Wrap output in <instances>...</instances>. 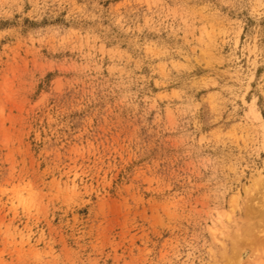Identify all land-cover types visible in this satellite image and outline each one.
<instances>
[{"label":"rangeland","instance_id":"374dc122","mask_svg":"<svg viewBox=\"0 0 264 264\" xmlns=\"http://www.w3.org/2000/svg\"><path fill=\"white\" fill-rule=\"evenodd\" d=\"M262 177L264 0H0V264H264Z\"/></svg>","mask_w":264,"mask_h":264},{"label":"bare ground","instance_id":"6f19581e","mask_svg":"<svg viewBox=\"0 0 264 264\" xmlns=\"http://www.w3.org/2000/svg\"><path fill=\"white\" fill-rule=\"evenodd\" d=\"M256 184L258 185L256 188V194L252 196V202L248 203L246 209L247 215H249L250 218L248 219L249 221L247 222L246 227L244 229V234H240V231H237L236 234L233 235L235 248L240 241L254 238L255 235L257 240H261L262 238L260 242H262V244L264 245V228H260L264 226V177L258 178ZM235 201L236 199L234 198L233 202ZM257 227H259V229Z\"/></svg>","mask_w":264,"mask_h":264}]
</instances>
